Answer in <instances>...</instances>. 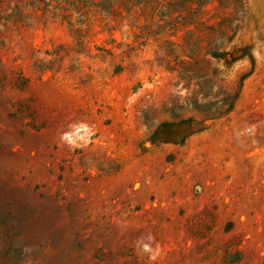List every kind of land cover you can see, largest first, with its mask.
<instances>
[{
  "label": "rangeland",
  "instance_id": "obj_1",
  "mask_svg": "<svg viewBox=\"0 0 264 264\" xmlns=\"http://www.w3.org/2000/svg\"><path fill=\"white\" fill-rule=\"evenodd\" d=\"M0 264H264V0H0Z\"/></svg>",
  "mask_w": 264,
  "mask_h": 264
}]
</instances>
